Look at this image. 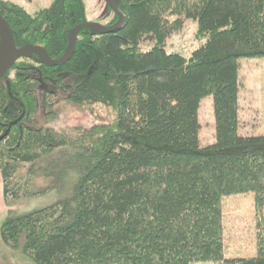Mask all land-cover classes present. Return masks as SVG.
Here are the masks:
<instances>
[{
	"label": "trees",
	"instance_id": "trees-1",
	"mask_svg": "<svg viewBox=\"0 0 264 264\" xmlns=\"http://www.w3.org/2000/svg\"><path fill=\"white\" fill-rule=\"evenodd\" d=\"M117 8L119 29L80 32L70 59L34 68L42 82L28 76L24 92L19 70L35 64L24 58L10 90L3 86V243L33 264H264V134L241 133L236 120L239 59L264 57V0H117ZM0 14L17 45H41L59 59L84 11L78 0H55L34 14L0 0ZM188 18L204 41L188 56L166 51ZM143 39L153 45L141 51ZM8 91L17 111L4 107ZM208 95L219 121L214 142L202 147L198 108ZM98 106L112 113L109 121L51 125L65 107ZM64 149L76 154L70 191L45 207L11 210L62 186ZM36 178L48 183L36 188ZM244 192L253 193L256 255L230 258L222 198Z\"/></svg>",
	"mask_w": 264,
	"mask_h": 264
},
{
	"label": "rangeland",
	"instance_id": "rangeland-1",
	"mask_svg": "<svg viewBox=\"0 0 264 264\" xmlns=\"http://www.w3.org/2000/svg\"><path fill=\"white\" fill-rule=\"evenodd\" d=\"M3 1V0H2ZM11 2L13 5L21 8L24 12L34 14L42 9H49L55 0H4ZM103 1L100 2V10L104 13H98L97 17L100 16L103 22L108 21L112 13L105 11ZM101 14V15H100ZM173 18V16H172ZM102 24V23H101ZM104 25V24H103ZM195 26L196 22L190 18L186 19L182 30L173 34L166 40L165 50L182 53L184 56H188L191 49L198 47L204 38L197 39L195 37ZM139 49L141 51L152 47L153 42L148 39H143L140 42ZM28 44V43H26ZM24 45V44H23ZM36 45V44H34ZM33 55V54H31ZM30 55V56H31ZM29 57V55H28ZM26 57V58H28ZM20 58V57H19ZM37 59V56H36ZM22 61V60H21ZM20 62V61H19ZM240 77L242 76L240 83L242 87L239 88L238 99L236 105L238 108V131L245 134H264V103L259 106V103L264 102V57L259 58H241L239 59ZM17 64V63H16ZM15 64V65H16ZM11 68V67H10ZM259 68V69H258ZM256 70V71H255ZM3 82L0 83V94L3 93V86L6 81L14 80V71H8ZM252 74L257 75L255 80H251ZM29 76V75H28ZM36 79V76L33 77ZM253 83L255 85H252ZM36 84V83H35ZM248 84V85H247ZM39 86L36 88L39 90ZM42 99L43 94L36 92ZM13 94V93H11ZM4 96V95H2ZM1 98V97H0ZM262 100V101H261ZM12 101L15 98L8 96L4 107H11ZM257 103V104H256ZM214 97L211 95L203 97L198 108V119L201 123L199 131V143L202 147L209 145L214 142V129L218 124V118L214 114ZM112 118V113L103 107H96L91 112H79L72 111L65 107L62 117L57 121H52L51 125L54 127H66L70 125L83 124L86 126L92 124H99L100 122H107ZM61 161L63 164L68 160L69 165L64 164L61 168V177L63 180L62 186L57 189L47 191L45 194L34 195L30 198H23L22 201L12 205L10 209L16 210L17 212H23V210H33L35 208L45 207L57 200L60 196L67 194L70 191V187L76 178L72 179L73 172L70 167L76 165V154L71 149L63 150L61 153ZM56 154L58 158L59 155ZM68 154V156H66ZM55 157V158H56ZM50 162V161H49ZM67 165V166H66ZM51 177L48 179L50 180ZM71 178V179H70ZM48 183L43 178L33 179V186L36 188L42 187ZM9 207H7L5 199L3 197V187L0 177V226L2 220L8 214ZM222 224H223V244L225 247L226 257H253L256 255V240H257V227L255 223V211H254V200L252 192H244L242 194H231V196H224L222 198ZM0 264H33V262L24 256L20 250L12 249L5 245L0 236ZM192 264H219L216 261H204L199 260Z\"/></svg>",
	"mask_w": 264,
	"mask_h": 264
},
{
	"label": "water",
	"instance_id": "water-1",
	"mask_svg": "<svg viewBox=\"0 0 264 264\" xmlns=\"http://www.w3.org/2000/svg\"><path fill=\"white\" fill-rule=\"evenodd\" d=\"M109 8L112 9L116 15V22L107 25H103L99 22L84 21V23L73 26L68 31V41L66 49L63 55L59 59H54L49 56L47 50L41 45H34L31 43L24 44L22 46H16L14 32L6 20L5 16L0 14V79L5 76L6 71L14 65L19 57H28L31 54L36 55L38 63H44L48 66L61 65L70 59L75 49V43L78 37V32L81 29H88L93 34H106L113 30L119 29L124 24V14L117 8V0H105ZM21 118L12 121L17 122ZM2 138V136H0Z\"/></svg>",
	"mask_w": 264,
	"mask_h": 264
},
{
	"label": "flooded vegetation",
	"instance_id": "flooded-vegetation-1",
	"mask_svg": "<svg viewBox=\"0 0 264 264\" xmlns=\"http://www.w3.org/2000/svg\"><path fill=\"white\" fill-rule=\"evenodd\" d=\"M103 1L104 3V6L106 7L105 8V11L107 10L109 12V14L112 13L111 17L109 18L108 21H105L103 22L102 19H100V16L97 17L98 13H101L102 11L100 10V2ZM78 2L81 4L82 6V11H84V14L82 16V18L80 19V21L77 23V24H80V23H84V21H90V22H99V23H102L104 25H109V24H112V23H115L117 18H116V15L114 14V12L112 11V9L109 8L108 4L106 3L105 0H78ZM104 13V12H102ZM101 13V14H102ZM100 14V15H101ZM76 24V25H77ZM75 26V25H74ZM85 30H88V29H81L78 34L82 31H85ZM15 35V34H14ZM15 43H16V46H20V45H17V41L15 39ZM22 46V45H21ZM26 57H20V58H17V61L14 63V65L9 68L7 71H6V74L9 73L8 71H13V67L15 66V64L17 62H26V59H29L31 60L32 62H34L35 64L34 65H31V71L27 72L24 70V67L21 68V70H19V74L25 76V80L23 81L25 83V87H24V92H27L28 90V82H27V79H28V75L29 73H31L29 76L31 77V81H34L33 77L35 76L34 73V68H36V66H40L41 65V62L38 63V59H36V55H31L29 56L28 58L24 59ZM22 60V61H21ZM6 74L5 76H3L1 79H0V83L3 82L4 83V79L6 77ZM38 80V82H42L39 78H36ZM13 82V80L11 81V83ZM7 83V86H8V89L10 90V83L9 81H6L5 82V85ZM44 90V87H41L39 88V90L36 89V91H38L39 93H42V91ZM43 94V93H42ZM11 98H15V95L14 94H11L10 91H8V94ZM0 97H2V95L0 94ZM12 103H14V101H12ZM18 107V106H17ZM16 106H11L9 109L11 110H16L17 111V108ZM8 109V108H7Z\"/></svg>",
	"mask_w": 264,
	"mask_h": 264
},
{
	"label": "crops",
	"instance_id": "crops-1",
	"mask_svg": "<svg viewBox=\"0 0 264 264\" xmlns=\"http://www.w3.org/2000/svg\"><path fill=\"white\" fill-rule=\"evenodd\" d=\"M259 69V68H258ZM256 71V70H255ZM242 76H244V74H242L241 75V77H240V80H241V78H242ZM252 78H249V79H251V80H255V78L257 77V75H254V74H252ZM244 77H246V76H244ZM250 84H252V85H255V84H253V83H250ZM248 85V84H247ZM255 86H257V85H255ZM240 87H242V85H241V83H240ZM262 101V100H261ZM262 103H264V102H261V103H259V106L260 105H262ZM257 104V103H256Z\"/></svg>",
	"mask_w": 264,
	"mask_h": 264
}]
</instances>
